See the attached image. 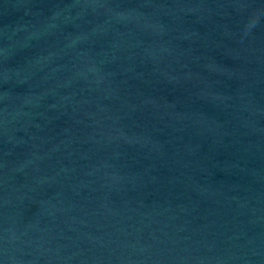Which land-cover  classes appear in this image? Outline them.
Instances as JSON below:
<instances>
[{
    "label": "water",
    "instance_id": "1",
    "mask_svg": "<svg viewBox=\"0 0 264 264\" xmlns=\"http://www.w3.org/2000/svg\"><path fill=\"white\" fill-rule=\"evenodd\" d=\"M0 264H264V0H0Z\"/></svg>",
    "mask_w": 264,
    "mask_h": 264
}]
</instances>
